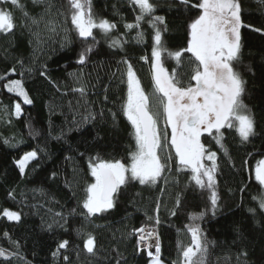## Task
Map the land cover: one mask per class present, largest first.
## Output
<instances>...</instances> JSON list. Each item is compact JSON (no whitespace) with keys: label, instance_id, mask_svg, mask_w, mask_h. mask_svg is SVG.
<instances>
[{"label":"trees","instance_id":"1","mask_svg":"<svg viewBox=\"0 0 264 264\" xmlns=\"http://www.w3.org/2000/svg\"><path fill=\"white\" fill-rule=\"evenodd\" d=\"M56 2L57 5H63L62 11H67L66 0H56ZM152 2L157 5V14H167L169 31L165 33V39L168 47L176 50L186 46L187 25L193 17L183 8L170 10L171 0H152ZM91 3L93 14L97 19L104 18L117 23L118 27L112 33L113 37L122 36L125 32L124 23L134 21V14L128 7L127 0H91ZM29 9L33 14L39 11L33 9L30 3ZM116 10L120 15L114 14ZM19 19L17 13L18 22ZM58 19L61 25H65L63 16ZM242 22L245 26L241 29V63L237 64V69L247 80V93L243 99L254 116L256 135L250 138L251 142L241 143L234 130L222 129L225 133V148L231 155L230 160L212 137L207 134L201 137L207 149L217 152L218 162L221 165L217 174L220 207L215 216L208 211L203 220L195 222L199 224L208 240L217 242L216 246L210 249L207 264H226L223 259L226 255L231 257V264H236L238 253L236 245L239 241L234 242V239L237 227L242 228L245 237L242 248L247 251V264H264V220L259 217L252 219L246 209L249 205L255 206V202L251 200L249 194L238 191L242 181L250 183V193L258 191L259 186L254 178L249 182V176L254 177L253 170L257 162L264 159V35L252 30V28L264 29V5L258 0H243ZM71 27L69 18L66 28L71 29ZM142 27L145 31V43L137 44L131 41L125 45L124 52L117 50L115 54L109 49L103 34L98 29L94 30L99 43L85 69L86 73H91L87 79L92 84H96L97 75L100 77L101 85L109 84L111 73L116 72V61L126 55L133 64L142 87L146 92L151 93L150 65L141 60V56L149 58L151 56V29L147 23ZM43 28L41 24L42 42L34 55L33 49L37 48L35 38L30 37L26 31L18 28L14 37H0V74L15 66L17 74L10 79H19L20 66L17 60L20 59L26 66L31 63L34 67L32 76L24 79V87L33 101L31 105H25L20 97L4 90L2 84L6 81H0V109L6 107L9 110V113L0 110V238L5 232L10 233L12 239L23 246L22 252L31 264H64L63 254L70 257V264H87L82 250L86 237L83 233L78 236L75 231L81 228L82 222L85 225V232H91L96 236L101 247L100 255L103 257L115 244L112 240L113 233L119 236L117 229L123 231L125 223L129 228H138L143 223H154V221H146L144 213L148 211L149 214L154 215L152 210L155 207V198L161 195L159 187H164L165 184L160 180L158 187L155 188L142 187L138 183L129 185L121 190L115 208L103 217L93 218L94 224H88L83 216L76 215L68 216L69 231L67 232L59 228L51 232L45 230L46 224L50 222L49 208L53 212L63 211L68 215L71 209L77 208L84 197L86 184L92 182L87 170L89 157L99 156L108 161L120 160L128 165L131 163L129 157L131 151L135 149V143L131 135V125L120 110L122 103L126 101L127 85L120 82L119 73L111 79L107 102L104 100V89L101 85L89 88L88 106L97 114L96 119L79 128L73 123L74 119L82 121L83 116L87 115L84 107L81 106L83 100H80L78 93L74 94L70 91L67 95H61V92H57L44 77L39 75V70L41 66H46L51 79L60 83L61 91H65L63 85L73 83V78L68 74L77 72L81 67L75 61L82 45L75 33L70 32L72 42L61 48V37L58 36L53 41L48 38L49 34L43 31ZM134 35L135 30L129 33V39ZM188 55L185 54L182 68L185 73L182 76L185 86L191 73ZM165 67L171 71L175 67V62L165 60ZM249 67L252 71H248ZM69 101L72 103L71 108ZM15 103H20L22 107L23 114L19 119L10 114L14 111ZM101 108L104 110L103 117L99 115ZM113 112L117 114L115 120H113ZM27 123L39 132L35 138L29 135ZM62 130L65 135L59 140L54 139L53 137L59 136ZM49 131L52 133L51 136ZM5 139L9 140L10 145H5ZM41 148L44 151L39 152L38 160L29 164L26 169L28 175L22 179L14 161L27 151H39ZM80 153L84 155L81 156ZM172 155L174 157V152ZM65 157H72V160L66 161ZM205 163L210 162L205 161ZM73 166L78 170L75 177H73ZM53 172L58 173L55 180L51 178ZM165 175L169 176L168 173ZM188 175L184 172L179 174L173 172L170 175L169 192L162 196L167 202L168 209L173 207L177 192L181 194L182 199V205L177 209L175 216H171L169 211L163 208L160 212L161 223L157 228L162 240V259L167 264H172L178 258V241L185 246L191 243L185 227L192 223L189 214L199 213L210 207L206 191L201 192L195 188L194 183L192 187L185 189ZM176 179L179 180L178 187L175 184ZM65 180L73 182L71 190L65 186ZM13 189L16 193L15 200L8 197L9 191ZM32 189H43L47 198H40L38 195L34 198ZM137 192H141L142 195L136 196ZM242 199L244 206L241 207ZM5 209L22 213L21 221L19 223L8 221L2 216ZM78 211L82 212L83 209L80 208ZM62 239L70 241L69 249L67 252L61 250V257L54 260L52 253ZM0 244L9 246L6 239H0ZM134 245L135 238L126 245L124 243L120 245L121 251L128 257V264H146V255L135 256ZM241 260L243 264L244 258L241 257ZM94 264H105V261L101 259L98 262L94 261Z\"/></svg>","mask_w":264,"mask_h":264},{"label":"snow or ice","instance_id":"2","mask_svg":"<svg viewBox=\"0 0 264 264\" xmlns=\"http://www.w3.org/2000/svg\"><path fill=\"white\" fill-rule=\"evenodd\" d=\"M258 2L264 5V0H258ZM29 3L33 9H39V11L33 14L29 9ZM127 4L134 14V21L125 22L124 34L113 37L112 33L117 29V23L104 18L97 19L93 14L91 0H66L67 11H62L63 5H57L56 0H28V2L0 0V37H14L18 28L26 31L30 37L35 38L37 48L33 49V55L42 42L41 24L44 26L43 31L49 34V39L55 41L56 37H61V48L72 42L70 32H74L80 41L82 47L75 62L81 67L77 72L68 74L73 78V83L71 85L65 83L63 85L65 91H61L60 83L51 79L46 66H41L39 70V75L44 77L57 92H61V95H67L69 91L79 94L80 100L84 102L81 106L84 107L87 115L83 116L82 121L73 120L78 128L94 121L97 115L88 106L87 96L89 88L101 85L100 77L97 75L96 84H92L87 79L91 73L85 71L99 43L94 30L98 29L103 34L109 49L115 54L117 50L124 52L125 45L131 41L137 44L145 43L143 24L147 23L151 29V56L150 58L141 56V60L150 65L151 93L146 92L142 87L134 66L126 55L116 61V72L111 73L109 84L101 85L106 102L109 98L111 79L115 78L117 73H119L120 82L127 85L126 101L122 103L120 110L132 128L131 135L135 149L130 153L131 163L126 165L120 160L108 161L99 156L89 157L87 170L93 182L86 184L84 197L77 208L71 209L68 215H65L63 211L53 212L49 208L50 222L46 224L45 230L51 232L59 228L67 232L69 231L68 216L76 215L83 216L88 224H94L93 218L103 217L115 208L123 188L136 183L142 187L155 188L158 187L159 181L163 180L165 186L159 187L161 195L155 198V207L152 210L154 215L149 214L148 211L144 213L146 221H154V223H143L138 228H129L125 223L123 231L117 229L119 236L113 233L112 240L115 244L103 257L100 255L101 247L98 245L96 236L91 232H85L83 222L81 228L75 231L78 236L83 233L86 237L82 250L87 264H94V261L98 262L101 259L105 261V264H128V257L121 251L120 245L121 243L126 245L133 238H135V256L146 255V264H165L162 259L161 235L157 228L161 223L160 212L163 208L169 211L171 216H175L177 209L182 205V199L181 194L177 192L173 207L168 209L167 202L162 199V196L169 192L170 175L173 172L176 174L184 172L189 174L185 189L192 187L194 183L195 188L201 192L206 191L210 207H206L199 213L189 214V220L192 223L185 227L191 243L185 246L178 241V258L172 264H207L210 249L215 247L217 242L208 240L199 224L195 222L203 220L208 211L215 216L220 207L217 174L221 165L218 162L217 152L207 149L201 137L205 134L212 137L230 160L231 155L225 148V133L222 129L234 130L241 143L251 142L250 138L256 135L254 116L243 99L247 93V80L237 69V64L241 63V29L245 26L242 22L243 0H171L170 10L183 8L189 16L193 17L187 25L186 46L176 50L169 48L165 39V33L169 31L167 14H157V5L152 0H127ZM113 7L115 9L116 6ZM17 13L20 17L19 22ZM114 14L120 15L118 10ZM60 16L64 17L65 25L59 23ZM69 18L71 29L66 28ZM248 27L251 26L248 25ZM133 30L135 35L129 39V33ZM252 30L264 35V29L252 28ZM185 54H189L187 60L191 68L186 86L182 79L185 75L182 71ZM165 60L175 62V67L171 71L165 67ZM17 63L20 66V78L10 79L17 74V69L13 66L0 74V81H6L2 84L4 90L20 97L25 105H31L33 101L24 87V79L32 76L34 67L31 63L26 66L22 59L17 60ZM248 71L252 69L249 67ZM77 103L79 105V101ZM69 107H72L71 101H69ZM0 110L9 113L6 107ZM10 114L19 119L23 114L21 104L15 103L14 111ZM99 115L103 117V108ZM116 115L115 112L112 113L113 120L116 119ZM27 127L30 136L35 138L39 135L30 123H27ZM51 135L49 131V136ZM64 135L62 130L59 136L53 138L59 140ZM4 143L10 145L7 139ZM42 151H44L43 148L39 151H27L14 161L22 179L28 175L26 169L29 164L38 160L39 152ZM80 155L84 154L80 153ZM65 160L71 161L72 157H65ZM205 161L210 163L206 164ZM77 171L73 166V177L76 176ZM253 172L254 177L250 175L249 182L254 178L259 186L258 191L250 193V183L243 181L238 191L249 194L251 200L255 202V206L249 205L246 209L252 219L259 217L264 220V159L257 162ZM57 176V172L51 174L53 180ZM72 183L65 180V186L69 190L72 188ZM175 184L179 186L178 179L175 180ZM32 192L34 198L37 195L40 198H47L43 189H32ZM141 195V192L136 193V196ZM15 196L14 189L9 191V199L15 200ZM240 206H244L243 199ZM80 208L83 209L82 212L78 211ZM2 216L10 222L19 223L22 213L5 209ZM97 227L100 226L97 225ZM235 232L234 242L239 241L236 245L238 249L236 264H242L241 257L244 258L243 264H247V251L242 248L245 239L243 230L237 227ZM0 239H6L9 245L5 247L0 244V264H31L22 252L23 246L17 240H13L10 233L5 232ZM69 244L70 241L67 239L60 240L52 253L53 259L57 260L61 257V250L67 252ZM77 257L79 258V252ZM62 259L64 264H70L68 255L63 254ZM223 259L226 264H231L230 256L226 255Z\"/></svg>","mask_w":264,"mask_h":264},{"label":"rangeland","instance_id":"3","mask_svg":"<svg viewBox=\"0 0 264 264\" xmlns=\"http://www.w3.org/2000/svg\"><path fill=\"white\" fill-rule=\"evenodd\" d=\"M170 130V129H169ZM254 174V173H253ZM93 182V181H92ZM165 264H167L166 262H165Z\"/></svg>","mask_w":264,"mask_h":264},{"label":"built area","instance_id":"4","mask_svg":"<svg viewBox=\"0 0 264 264\" xmlns=\"http://www.w3.org/2000/svg\"><path fill=\"white\" fill-rule=\"evenodd\" d=\"M153 251H154V249H153Z\"/></svg>","mask_w":264,"mask_h":264}]
</instances>
